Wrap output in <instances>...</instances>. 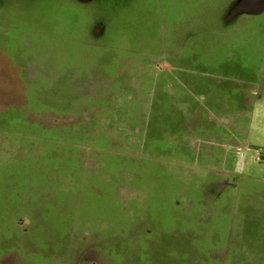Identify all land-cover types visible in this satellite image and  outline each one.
<instances>
[{
    "label": "rangeland",
    "instance_id": "rangeland-1",
    "mask_svg": "<svg viewBox=\"0 0 264 264\" xmlns=\"http://www.w3.org/2000/svg\"><path fill=\"white\" fill-rule=\"evenodd\" d=\"M229 1L111 0L82 5L74 0H1L0 36H10L14 44L29 41L22 49L27 60L19 66V72L30 77L26 79L30 84L35 82V90L31 87L30 92H34L29 96L30 101L34 98V111H29L26 117L21 105L13 108L4 102L0 104V264H144L145 260L152 263L156 259L163 264H173L174 259L175 264H223L233 247L241 246L240 233L235 238L230 233L236 225L217 221L198 224L187 235L188 239L178 240L177 245L176 239H172L177 236L176 230L161 222L163 215L164 223L172 222L170 217L174 213L170 205L184 196L163 190L175 185V176H163L159 191L156 188L148 191L150 185L144 180L136 181L135 186L128 176L118 173L122 161L112 153L114 149L107 151L110 140L121 135L116 128L106 127L107 112L93 119L86 111L85 98L70 96V80L61 91L73 104L66 97L56 104L53 101L56 97L50 95L47 99L43 90L57 82L55 79L61 73L90 72L91 43L97 46V53L121 57L135 56V51L153 54L152 47L158 40L155 24L168 23V17L161 16L156 8L159 3L184 4V10L194 15L191 24H207L216 19ZM256 20L264 24V10L252 18H244L233 32L202 33L195 43L204 40L209 54H214L220 43L231 47L241 44L242 49L251 43L252 53L259 57L264 51V33L255 31ZM97 21L105 24L107 32L93 41L90 26ZM4 67L8 71L10 65ZM3 86L1 83L2 90ZM106 104L107 100H103V105ZM12 117L18 118L13 121L17 127L7 125L6 119ZM132 119L135 118H129ZM33 122L38 125L34 142L31 136L26 137V125ZM242 148L254 176L253 195L264 199V159L255 160L256 150L261 154L264 148L250 147L249 151ZM33 155L40 165L35 168L45 167L37 176L45 188L34 192L28 189L26 176ZM42 158L48 159L46 162L53 169L43 166ZM10 172L12 176L6 177ZM50 172L67 175L57 176L56 180ZM112 184L119 189L126 184L128 188L135 186L144 191L120 190L118 198L122 204L115 200L113 207H104L113 203L108 201L111 195L115 196ZM139 223L143 225L137 228ZM136 231L151 232V238L139 240ZM100 235L103 241L96 240ZM249 244L243 246L247 248ZM108 251L114 261L111 256L99 254Z\"/></svg>",
    "mask_w": 264,
    "mask_h": 264
},
{
    "label": "crops",
    "instance_id": "crops-1",
    "mask_svg": "<svg viewBox=\"0 0 264 264\" xmlns=\"http://www.w3.org/2000/svg\"><path fill=\"white\" fill-rule=\"evenodd\" d=\"M74 1L87 5L111 0ZM235 1L226 3L216 19L207 24H191L194 15L184 10V4L165 6L159 3L156 8L161 16L168 17V23L166 26L155 24L158 40L152 47L153 54L135 51V56L124 54L121 57L114 53H97V46L91 43L90 72L61 73L55 79L57 82L43 90L47 99L50 95L56 97L57 100H53L56 104L64 101L62 97L73 104L61 91L70 80V96L85 98L86 111L93 119L107 112L106 127L116 128L121 134L110 140L107 151L115 150L112 153L122 161L118 173L128 176L135 186L136 181L144 180L150 185L148 191L155 188L159 191L163 176H175V185L167 190L163 187V190L184 196L170 205L174 213L170 217L172 222L164 223V215L161 222L176 230L177 236L172 239H176L177 245L178 240L188 239L187 235L198 224L230 223L236 225L230 233L234 238L240 233L238 239H242V244L233 247L223 264H264V199L253 195L254 176L242 148L246 147L247 151L250 147L264 148V51L257 57L251 51V43L245 49L241 44L231 47L220 43L216 52L209 54L204 40L198 45L195 43L202 33L233 32L244 18H252L253 15L248 14L229 17ZM257 20L255 31L259 32ZM106 32L103 22L97 21L90 26L93 41L100 40ZM28 42L21 40L14 44L10 36H0V85L4 83V91L0 88V104L4 102L13 108L21 105L24 117L34 111V98L30 101L29 96L34 92H30L31 87L35 90V82L30 84L26 81L30 77L19 72V66L27 60L22 49ZM4 64L10 65L8 71ZM56 87L59 92L54 90ZM103 100H107L106 105ZM132 113L135 115L131 116ZM130 117L135 119L130 121ZM6 120L9 127H17L13 121L18 118ZM35 124L26 125V137L31 136L33 142L38 126ZM258 152L256 150L255 160ZM33 157L26 176L30 184L28 189L34 192L45 188L37 179L45 167L35 168L38 161L36 163ZM43 160V166L53 169L51 163L46 162L48 159ZM53 175L57 180V176L67 173ZM49 180L54 183L52 178ZM156 181L158 184H152ZM117 186H111L115 196L111 195L108 201L113 203L108 202L104 207H113L115 200L122 204L118 198L120 190L144 191L135 186L128 188L126 184L121 189ZM140 225L143 224L139 223L137 228ZM140 232H137L139 240L151 238V232ZM96 240L103 241L102 236ZM248 242L249 247L245 248L243 244ZM99 254L113 259L109 251ZM154 261L145 260L144 264H163L157 259Z\"/></svg>",
    "mask_w": 264,
    "mask_h": 264
},
{
    "label": "water",
    "instance_id": "water-1",
    "mask_svg": "<svg viewBox=\"0 0 264 264\" xmlns=\"http://www.w3.org/2000/svg\"><path fill=\"white\" fill-rule=\"evenodd\" d=\"M264 10V0H236L231 6L229 17L240 14L256 15Z\"/></svg>",
    "mask_w": 264,
    "mask_h": 264
},
{
    "label": "flooded vegetation",
    "instance_id": "flooded-vegetation-1",
    "mask_svg": "<svg viewBox=\"0 0 264 264\" xmlns=\"http://www.w3.org/2000/svg\"><path fill=\"white\" fill-rule=\"evenodd\" d=\"M257 27L259 28V33H260V32H263V29H264V24H263V23H261V22L258 23V22H257ZM259 33H258V34H259ZM263 33H264V32H263Z\"/></svg>",
    "mask_w": 264,
    "mask_h": 264
},
{
    "label": "built area",
    "instance_id": "built-area-1",
    "mask_svg": "<svg viewBox=\"0 0 264 264\" xmlns=\"http://www.w3.org/2000/svg\"><path fill=\"white\" fill-rule=\"evenodd\" d=\"M261 159L263 160L264 159V152L263 153H259V155H258V157H257V160L259 161H261Z\"/></svg>",
    "mask_w": 264,
    "mask_h": 264
},
{
    "label": "trees",
    "instance_id": "trees-1",
    "mask_svg": "<svg viewBox=\"0 0 264 264\" xmlns=\"http://www.w3.org/2000/svg\"><path fill=\"white\" fill-rule=\"evenodd\" d=\"M164 225V224H163ZM170 225V224H169ZM44 226H45V224H44ZM47 226H48V221L46 222V227H45V229H47ZM45 232L46 231H43V234H45Z\"/></svg>",
    "mask_w": 264,
    "mask_h": 264
}]
</instances>
